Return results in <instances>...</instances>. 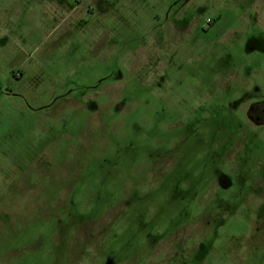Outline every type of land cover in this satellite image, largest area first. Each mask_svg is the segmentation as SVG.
<instances>
[{
  "label": "rangeland",
  "instance_id": "374dc122",
  "mask_svg": "<svg viewBox=\"0 0 264 264\" xmlns=\"http://www.w3.org/2000/svg\"><path fill=\"white\" fill-rule=\"evenodd\" d=\"M0 0V264H264V0Z\"/></svg>",
  "mask_w": 264,
  "mask_h": 264
},
{
  "label": "flooded vegetation",
  "instance_id": "af4514ba",
  "mask_svg": "<svg viewBox=\"0 0 264 264\" xmlns=\"http://www.w3.org/2000/svg\"><path fill=\"white\" fill-rule=\"evenodd\" d=\"M89 2H91L92 5H91V7L88 8V10H87L88 13L92 11L91 8L94 6V0H90Z\"/></svg>",
  "mask_w": 264,
  "mask_h": 264
}]
</instances>
